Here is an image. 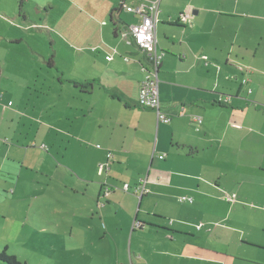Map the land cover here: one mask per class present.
<instances>
[{
	"label": "crops",
	"instance_id": "1",
	"mask_svg": "<svg viewBox=\"0 0 264 264\" xmlns=\"http://www.w3.org/2000/svg\"><path fill=\"white\" fill-rule=\"evenodd\" d=\"M139 1L124 0L123 6ZM144 1L158 3L156 39L163 52L159 99L170 120L158 122L154 110L138 104L142 73L137 61L142 54L119 34L127 23L110 22L112 5L104 17L109 22L97 23L104 28V149L97 150L93 163L99 179L58 164L70 176L64 187L77 195L75 199L83 198L80 206L74 202V211L85 221L87 214L90 221L95 214L101 222L104 218V264H264V0ZM182 14L186 22L179 21ZM57 23L31 22L26 27L46 31L55 48L53 27L62 40ZM24 40L0 29V44L9 52L12 44ZM126 55L132 60L124 61ZM88 78L82 70L68 77L62 72L57 82L88 85ZM47 91L42 104L54 100L50 85ZM21 100L0 85V184L7 183L3 171H33V159L38 158L35 155L25 166L22 157L28 150L9 139L12 134L28 138L32 128L13 123L30 119L38 134L40 129L50 133L58 121L51 107L38 115L24 113L18 109ZM107 161L100 173L99 164ZM142 180L148 191L138 196L133 191ZM91 184H96L95 198L87 195ZM100 185L111 188L104 200L98 195ZM225 193L235 194L232 202L223 198ZM182 195L192 202L179 201ZM58 204L55 211L61 208ZM68 221L70 234L75 229L83 232V223L79 227L74 219ZM25 222L18 225H30ZM21 227L15 233L12 228L13 233L10 228L1 231L12 239ZM91 228V223L85 225L84 233Z\"/></svg>",
	"mask_w": 264,
	"mask_h": 264
},
{
	"label": "rangeland",
	"instance_id": "2",
	"mask_svg": "<svg viewBox=\"0 0 264 264\" xmlns=\"http://www.w3.org/2000/svg\"><path fill=\"white\" fill-rule=\"evenodd\" d=\"M112 5L118 8L119 1L0 0V22L10 23H4L0 29L27 39L21 45L12 44L10 52L3 43L0 44V85L3 90L11 88L13 94L21 97L23 105L19 106V110L27 114L37 112L38 115L41 110L47 113V108L51 107V112L55 111L53 118L58 120L53 131L43 133L40 129L38 134L35 132L36 124L30 119L21 117L19 124L17 121L13 123V126L32 128L28 130V138L12 134L9 139V142L23 145L28 150V154L22 157L25 158L24 164L38 155L33 159L36 163L33 171L23 169L21 175L18 170L1 173L7 183L0 184V250L7 244V253L22 263L104 264V240L100 238L104 231V218L101 222L95 214L90 221V214H87L85 221L80 218L82 214L80 216L74 211V202L80 206L83 198L75 199L77 195H73L69 187H64L70 176L59 165L73 168L72 173L79 171L84 176L99 179L96 175L98 165L94 167L93 163L98 156L97 150L104 149V51L101 50L104 49V28L97 23L109 22L104 17ZM131 15L124 8L118 12L120 21L127 24L137 21V17L134 16L135 19ZM31 22H58L56 26L62 40H59L54 27L56 32H53L52 26L47 27L49 31L52 29L50 34L56 41L54 48L46 31L33 25L30 29L26 27ZM67 33L72 35L70 40L64 38ZM32 48L34 51H31ZM51 56L54 57L52 66L47 62ZM79 70L89 76L88 82L92 83V87L90 84L73 87L66 79L62 85L58 84L57 78L62 72L68 77ZM49 85V95L54 96V100H45L42 104L47 98ZM88 107L92 108L91 112H88ZM74 138L81 139L84 144L80 145L81 142ZM42 153L44 159H40ZM14 158L21 159L16 154ZM101 178L104 179V174ZM89 189L87 195L95 198L96 184L89 185ZM98 191L99 198L104 200V186L100 185ZM130 191L127 196H130ZM226 195H223L225 200ZM58 202L61 208L55 211ZM70 218L79 227L83 223L84 229L91 223V230L85 234L84 229L83 232L75 229V233L70 234ZM25 221L30 225H18ZM19 227V235L15 238L14 234L12 239L1 231L10 228L11 232L12 228L15 233ZM0 264L5 263L0 261Z\"/></svg>",
	"mask_w": 264,
	"mask_h": 264
},
{
	"label": "built area",
	"instance_id": "3",
	"mask_svg": "<svg viewBox=\"0 0 264 264\" xmlns=\"http://www.w3.org/2000/svg\"><path fill=\"white\" fill-rule=\"evenodd\" d=\"M126 12L137 17V21L131 24L124 25L119 34L122 40L127 45H133L142 54L141 59L138 62V68L142 73V78L139 81L138 88V104L145 108H150L155 111L156 119L158 122H168L169 116L162 110L159 99V77L158 71L161 64L163 52L158 49L156 39V24L158 21V3H147L139 1L136 4L125 5ZM181 22L187 21V15L182 14L179 18ZM206 59V56H202ZM107 60L112 59V54L106 56ZM123 60L129 62L132 60V56L126 55ZM194 120L197 123L201 122L199 116H195ZM112 154L107 153V159H110ZM160 158L163 155L159 156ZM109 165V162L99 164V172H103ZM127 191V185L123 187ZM111 191V188L104 186V195L106 196ZM148 190L145 187V181L142 180L139 185L134 189V193L138 196H142ZM235 194H227L225 196L227 201L232 202ZM179 201L192 202V198L182 195L179 197ZM202 223L198 224L197 228H200Z\"/></svg>",
	"mask_w": 264,
	"mask_h": 264
},
{
	"label": "trees",
	"instance_id": "4",
	"mask_svg": "<svg viewBox=\"0 0 264 264\" xmlns=\"http://www.w3.org/2000/svg\"><path fill=\"white\" fill-rule=\"evenodd\" d=\"M144 1V0H143ZM144 2H146V1H144ZM124 0H120L119 1V6H118V8H113V9H111V11H110V22H112V24H113V22H114V19L113 18H115L116 20H118L119 21V18H118V12H119V10L121 9V8H124ZM147 3H153V2H147ZM180 21V20H179ZM158 22V21H157ZM181 22V21H180ZM114 34H115V32H114ZM47 62H48V64L50 65V59H48L47 60ZM161 65V64H160ZM160 68V67H159ZM73 84L75 85V86H80V85H82V87L83 86H85L84 85V83H76V82H73ZM89 84H91L90 82H89ZM86 91V90H85ZM163 157H164V155H163ZM162 157V158H163ZM170 223H171V221H170ZM8 246L7 245H3L2 246V248H1V250H0V261L1 262H3V263H5V264H27V262H24V263H22V262H20V261H18L17 260V258L14 256V255H12V254H9V253H7V250H8Z\"/></svg>",
	"mask_w": 264,
	"mask_h": 264
}]
</instances>
